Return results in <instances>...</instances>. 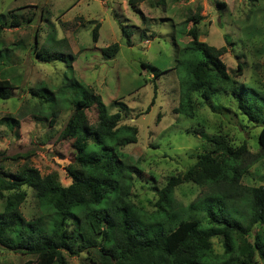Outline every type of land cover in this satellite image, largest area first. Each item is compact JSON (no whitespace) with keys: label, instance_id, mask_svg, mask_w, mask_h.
<instances>
[{"label":"rangeland","instance_id":"obj_1","mask_svg":"<svg viewBox=\"0 0 264 264\" xmlns=\"http://www.w3.org/2000/svg\"><path fill=\"white\" fill-rule=\"evenodd\" d=\"M137 8L133 10L128 0H0V78L14 86L10 98H0V118L10 114L19 124L13 130L6 123L0 124V172L14 173L28 163L41 174H50L57 183L69 184L66 165L75 157V149L72 139H62L59 133L70 114L71 102L81 93L88 97L86 113L91 124L99 121L103 110L120 111L123 116L119 124L136 127V141L121 149L140 168L134 172V199L149 210L155 208V188L191 165L195 154L210 148L197 129L221 134L233 146L246 142L252 153L260 151V126L248 121L228 95L205 101L197 93L192 116L174 111L179 85L177 45L172 35L179 46L186 43L190 36L179 34L180 22L199 14L198 38L225 47L222 60L236 82L264 87V0H140ZM15 19L19 22L16 26ZM96 23L100 26L94 41ZM192 23L190 19L188 26ZM122 27L131 32L130 45ZM35 34L39 44L56 51L59 47L53 44L54 39L66 38L68 46L62 44L60 50L73 55L72 73L80 84L58 89L67 78L72 80L71 72L62 60L40 61L35 56ZM113 42L119 43L118 52L104 57L101 49ZM238 63L241 73L237 72ZM151 66L162 70L154 79ZM39 85H43L37 90L39 94H46V88L55 91L57 119L53 124L50 114L37 112L40 106L31 89ZM88 92L93 98L97 94L101 105L92 104ZM121 103L127 106L125 111ZM87 146H98L92 135ZM242 182L264 184V158L246 170ZM25 190L21 210L29 218L38 213V206L32 188ZM201 192L200 186L183 182L174 193L187 205ZM212 243L216 252L222 251L218 237H213ZM65 257L67 264H93L84 252L77 256L65 253ZM28 260L34 257L0 246V264H24ZM252 264L262 262L256 257Z\"/></svg>","mask_w":264,"mask_h":264},{"label":"trees","instance_id":"obj_2","mask_svg":"<svg viewBox=\"0 0 264 264\" xmlns=\"http://www.w3.org/2000/svg\"><path fill=\"white\" fill-rule=\"evenodd\" d=\"M139 1L128 0V4L138 11ZM217 4L224 5L219 1ZM190 19L193 23L189 27ZM199 19L197 14L180 22L179 34L190 36L182 46L172 35L177 45L175 68L179 85L174 111L192 116L197 93L205 101L228 95L248 121L260 126V151L252 153L246 142L233 146L221 134L197 129L210 148L195 154L193 163L169 176L161 188L154 187L157 199L155 208L149 210L134 199V172H140V168L121 149L136 141V127L120 125V111L103 110L99 121L91 124L86 113L88 97L80 92L81 96L71 102L70 114L59 133L62 139H72L75 149V157L66 165L70 183L59 184L50 174L43 175L28 163L14 173L0 172L1 247L34 257L24 264H67L65 253L77 256L81 252L93 264H252L256 257L264 264V184L242 182L246 170L264 158V87L236 82L222 60L225 47L198 38ZM13 23L16 26L19 22L15 19ZM99 26L96 23L93 27L94 41ZM122 34L130 45L131 32L122 27ZM35 37L36 34L33 51L40 61L62 60L71 72L72 80L67 78L58 89L80 84L72 73L73 55L60 50L62 44L68 46L66 38L54 39L53 44L59 47L56 51L39 44ZM119 48V43L113 42L101 52L109 58ZM152 68L154 79L162 70ZM241 71L238 63L237 72ZM42 86L32 88L31 94L37 96V112L50 114L49 122L53 124L57 119L55 91L46 88V94H39L37 90ZM13 88L8 79L0 78V98H10ZM88 93L92 104L101 105L97 94L93 98ZM120 105L123 111L127 109L125 103ZM1 123L10 130L19 125L10 114L2 116ZM90 135L98 143L93 149L87 146ZM183 182L202 188L187 205L174 193ZM25 187L32 188L38 206V213L29 218L21 210L27 196ZM213 237L219 238L221 252L214 250Z\"/></svg>","mask_w":264,"mask_h":264}]
</instances>
